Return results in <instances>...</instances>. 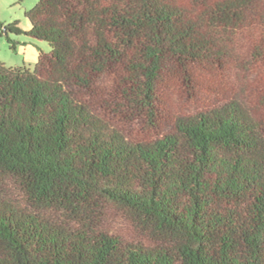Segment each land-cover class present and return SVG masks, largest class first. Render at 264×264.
Masks as SVG:
<instances>
[{"label":"trees","instance_id":"trees-1","mask_svg":"<svg viewBox=\"0 0 264 264\" xmlns=\"http://www.w3.org/2000/svg\"><path fill=\"white\" fill-rule=\"evenodd\" d=\"M0 62V264H264V0H38Z\"/></svg>","mask_w":264,"mask_h":264},{"label":"rangeland","instance_id":"rangeland-1","mask_svg":"<svg viewBox=\"0 0 264 264\" xmlns=\"http://www.w3.org/2000/svg\"><path fill=\"white\" fill-rule=\"evenodd\" d=\"M38 0H0V21L5 24L12 23L14 21L19 22V26L21 28H28L29 21L25 17V11L34 7ZM9 37L15 43V49L10 47V44L7 42V39L4 35L0 33V62H3L6 66L15 67V66H23L22 62V50L21 46H29L27 48V55H30L33 52L35 53L36 45L33 43L44 47L45 51H49L50 47L48 43L44 41H38L33 37L25 36V35H15L9 34ZM25 41V44H21ZM27 41H31L33 43H29ZM34 64H31L29 68H33Z\"/></svg>","mask_w":264,"mask_h":264},{"label":"crops","instance_id":"crops-1","mask_svg":"<svg viewBox=\"0 0 264 264\" xmlns=\"http://www.w3.org/2000/svg\"><path fill=\"white\" fill-rule=\"evenodd\" d=\"M23 30H28L29 29V27L27 28H22ZM20 42H22L21 44H25L26 42L24 41H20ZM28 42V44L29 43H33V42H31V41H27ZM34 45H36L37 47H36V50H35V53L33 52V54L31 53L30 55H27V48L30 46H21V50H22V54H23V56H22V62H23V66H27V67H29V66H31V64H34L35 65V62H36V60H37V55H38V49H41V50H44L45 51V49H44V47H42V46H40V45H37V44H35V43H33Z\"/></svg>","mask_w":264,"mask_h":264}]
</instances>
